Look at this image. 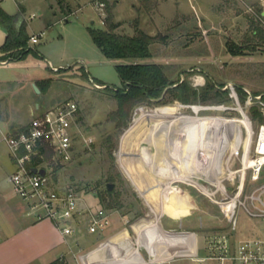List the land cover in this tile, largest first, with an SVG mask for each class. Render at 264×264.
Listing matches in <instances>:
<instances>
[{
    "label": "rangeland",
    "instance_id": "1",
    "mask_svg": "<svg viewBox=\"0 0 264 264\" xmlns=\"http://www.w3.org/2000/svg\"><path fill=\"white\" fill-rule=\"evenodd\" d=\"M65 3L70 5V8L66 7L65 11L61 12L60 6L53 0H24L29 31L43 33L38 41L30 42L29 46L34 51L28 52L17 62L16 67L9 68L11 64L9 67H0V79H4L3 83H0V120L10 116L22 122L21 126H24L32 122V111L35 113L34 117L43 115L63 100H73L78 105L72 159L62 164L53 155L42 163L48 175L57 178L55 187L76 189L81 197L86 195L87 200L94 198L98 190L106 188L107 183L111 182L108 178L113 176L114 192L119 193V201L122 203L121 208L117 209L120 214L129 215L128 220L131 222L139 214L148 218L156 217L162 208L158 199H146L144 192L135 191L128 174L132 172L142 187L149 186L157 180L158 186L152 187L157 196H160L161 190L167 186V178L170 176H164L159 172L156 177L152 174L151 168L154 169L155 166L147 165L144 154L150 153L157 158L158 155H155L151 143L148 146L145 143L144 149L140 150L142 137L136 142H131L133 136L139 133L141 125L139 117L143 112L149 113L153 110L193 117L219 116L224 121L214 128L203 123L198 125L207 144L231 142L234 151L231 148L226 150L222 162L224 167H221L218 173L209 169L217 177L215 181L200 173L198 180L209 190L216 191L213 196L215 199H220L226 194L230 198L239 192L234 222L226 219L219 205L209 196L197 190L193 184H189L196 179L191 178L194 167H187L184 161L176 156L170 170L171 172L176 170L177 173L180 170L181 173L172 176L174 180L171 185L191 190L196 205L191 209L190 215L181 220L173 221L164 217L163 225L192 230L196 249L175 252L172 255L173 259L163 264H214L212 261L194 258L204 255L205 252L198 250L197 246L201 239L204 240L211 235L225 233L230 242L256 236L264 237V166L257 180L249 178L247 169L243 185H241L243 175L238 171L246 159L248 163L253 162L251 158L254 156V140L259 126L264 123V114L261 112V117H254L250 109L258 102L264 104L263 101L248 94L243 102L239 97L237 102L229 95L230 99L223 102L209 99L199 100L194 104H184L177 100L140 104L134 108L127 126L117 130L114 122L107 120L108 112L116 107V100L113 93L105 89V85L113 88L122 86L116 70L117 64L161 62L176 63L180 79H185L194 86H202L208 81L224 84L231 81L237 85L243 84L250 93L254 89L264 92V85L261 83L264 77L259 78L260 80L256 76L244 79L237 76L236 72L237 69L251 73L264 72V49L234 55L227 48L229 43L240 44L243 41L246 31L252 26L251 21H259L264 25L262 11L260 14L262 18L258 14L260 1L150 0L147 5L153 4L155 7L146 11L141 0H109V3L116 7L113 9L114 19L121 22L117 29L119 32L133 33V20L139 18L140 27L148 33L169 34V43L160 48L161 55L122 58H108L103 55L89 33V27L104 28L102 18L105 16V7L102 14L96 6V0H66ZM30 14L36 16L31 18ZM204 45L207 46L209 55H182L189 47L196 50ZM231 72L237 75L229 74L232 76L230 77L228 73ZM45 78H50V85L42 91L40 87L46 84H41L39 80ZM29 79H33L32 82L29 83ZM95 82L105 84L99 85ZM34 84L39 88V92L36 91ZM37 103L40 104L39 109L35 107ZM165 105H175V109L164 110L161 107ZM83 134L92 137L93 142L85 144ZM108 135H111L115 142L111 152L103 146ZM6 149L8 148L5 141H0V152L3 153ZM207 149L204 145L201 151L205 152ZM7 162L1 180L9 187L5 178L13 171V166ZM199 162L198 167L201 165ZM213 165L215 167V164ZM206 169L204 166L202 171ZM171 198L173 199L172 196ZM146 200L148 205H145ZM102 208L106 211L112 210L103 206ZM145 217L135 223L140 222L136 226L138 231H142L144 226L154 220H145L147 219ZM126 223L128 224L127 221ZM130 233L144 250L139 237L133 231ZM173 236H168L169 243L164 248L166 252L179 245V241L173 240ZM143 240L153 251V243L149 238L144 236ZM182 240L186 242V238L183 237Z\"/></svg>",
    "mask_w": 264,
    "mask_h": 264
},
{
    "label": "crops",
    "instance_id": "2",
    "mask_svg": "<svg viewBox=\"0 0 264 264\" xmlns=\"http://www.w3.org/2000/svg\"><path fill=\"white\" fill-rule=\"evenodd\" d=\"M53 1L60 6L61 12H64L66 7L70 8V5L65 3L66 0ZM0 6L9 14L16 15V25H19V23L24 20L29 35L36 33L35 31L31 33L28 29L29 21L25 18L26 9L24 6V0H0ZM35 16L36 15L34 14H30L31 18ZM5 36V30L0 26V47L5 40ZM30 42L31 41L29 40L28 46ZM3 54L4 53L0 49L1 68L9 67V64H11L9 68L13 69L14 66L16 67L17 62L24 58L13 59L11 57H2ZM32 80L33 79H29L28 82L30 83ZM3 81L4 79H0V83H3ZM35 107L39 109L40 104L37 103ZM33 112L34 111L31 113L33 116L32 119L35 115ZM31 120H29V122H31ZM0 121V141L3 140L4 134H15L23 131V129H21L23 126H21L22 122H18L10 116H6ZM0 156V264H163L165 261L173 259L172 255L174 254L173 252H170V250L167 252L163 251L169 243L168 231H175L177 235L176 239L179 242L188 244L193 250L196 249L194 232L192 230L182 228L177 229L175 227H166L163 225L164 217H168L175 221L177 219L181 220L183 217L190 215L191 209L196 205L191 190H184L177 185H172L171 189H167L166 186L161 190L160 196H157L155 190L152 188L155 185L158 186L157 180L154 179V183L142 187L131 172V174L128 175L135 191L144 192L146 199H158L159 206L161 205L163 207L164 204H167V207H171L172 210L173 207H177V212L174 213L172 210L164 209L162 212H159L156 217L149 218L139 214L138 217L131 222L128 220L129 215H122L119 210L112 209L107 210L110 216V224L104 230L90 233L87 231L86 225L83 224L81 232L76 231L73 234H64L53 220L49 218L38 219L33 215L27 214L28 207L26 202L14 192L12 184L8 181V177L15 170V164L10 157L8 149L1 153ZM193 156V159L196 162L198 156L195 154ZM7 161L13 166V171L6 175L5 178V181L10 185L9 187H7L1 180L3 170L8 165ZM202 168H204V166ZM202 168L197 165L194 166V171L192 172L193 177L191 178L196 179L189 184L203 186L198 180L199 173H202L200 172L202 171ZM151 169L153 170L152 174L156 177L158 172L153 168ZM141 170L149 174L146 170ZM207 170L208 168L206 171ZM178 173L176 174L177 176L180 175L181 171L179 170ZM197 173L198 175L195 176ZM205 176L210 178V180L215 181L213 174L210 173ZM172 180H174V178ZM174 187H176V189ZM203 190L209 191L205 186H203ZM85 197L86 195L80 200L81 208L90 207L92 210H95L102 207L97 196L94 195V198H89L87 199L88 201ZM145 205H148L147 200ZM143 217L147 218L145 220L156 219L158 225L164 231L163 235H152L154 247L153 252L146 246L143 240L144 236H148V232L151 231L148 229L149 226L147 225L148 227L146 226V229L144 228V232L136 229V226L140 222L138 224L135 223ZM130 231H133L139 237L144 250L136 243ZM186 233L191 234V241L187 243L181 239L182 234ZM205 239L199 241L197 248L206 253ZM142 250L145 252V256ZM204 255L199 257L201 258Z\"/></svg>",
    "mask_w": 264,
    "mask_h": 264
},
{
    "label": "built area",
    "instance_id": "3",
    "mask_svg": "<svg viewBox=\"0 0 264 264\" xmlns=\"http://www.w3.org/2000/svg\"><path fill=\"white\" fill-rule=\"evenodd\" d=\"M259 1L262 11H264V0ZM96 6L103 14L104 2L96 0ZM42 33L31 34L29 40L31 42L38 41ZM222 88L228 89L230 96L239 102L235 83L228 81ZM244 89L250 97L257 100H260L263 95V93L253 95L247 88L244 87ZM254 105H257V108L264 114V104L258 102ZM77 111L78 105L75 101L63 100L45 114L35 116L29 124L28 130L3 135L10 157L15 164V170L8 177V181L12 184L14 192L26 202L27 214L38 219L49 218L53 220L64 234L81 232L83 224L86 225V229L90 233L102 231L110 224V216L104 208L99 207L95 210L90 207L81 208L80 200L82 197L79 191L71 187L57 188L55 187L57 178L48 175L47 170L44 175L32 170L35 167L31 163L33 157H44L40 150L46 143L53 150V155L58 162L64 164L72 159L77 130ZM82 139L87 145L93 142L92 137L84 134ZM253 154L254 156L251 158L253 162L251 164L243 163V167L238 170L243 175L241 185H243L242 182L247 169H249L251 180L259 179L263 170L264 123L259 126L256 134ZM42 163L36 165V167L41 168ZM194 186L219 205L220 211L229 222H234L236 208L239 203L237 202L239 192L230 198L226 194L221 196L220 199H215L213 196L216 191H211L208 187L209 191H204L201 185L194 184ZM168 236H173V240H175L176 232L168 231ZM185 250L193 249L188 244L179 242V245L171 249L170 252L175 253ZM205 250L206 254L203 257L194 258L202 261H212L214 264H264V237L262 236L230 242L227 234H215L205 239Z\"/></svg>",
    "mask_w": 264,
    "mask_h": 264
},
{
    "label": "trees",
    "instance_id": "4",
    "mask_svg": "<svg viewBox=\"0 0 264 264\" xmlns=\"http://www.w3.org/2000/svg\"><path fill=\"white\" fill-rule=\"evenodd\" d=\"M99 1L105 4V16L102 19L104 28L89 27V33L103 55L108 58H122L147 57L162 54L160 48L169 43V34L162 32H158L157 34L148 33L140 27L139 18L133 20V33H121L117 30L121 22L114 19V6L109 3V0ZM141 1L146 11H150L155 7L153 4L147 5V2L150 0ZM261 11L262 8L260 6L258 9L259 15ZM259 17L262 18L261 15ZM15 19L16 15L9 14L0 6V26L6 33L5 40L0 47L4 53L2 57L19 59L25 57L28 52L34 51V49L28 46L30 35L27 33L25 21L22 20L19 25H16ZM251 23L252 26L246 31L244 39L240 44H228L227 48L229 52L234 55H244L257 49H264V25L259 21H251ZM182 55H209V50L205 45L200 46L196 50L189 47ZM116 70L122 81V86L113 88L105 85V89L111 91L116 100V107L108 112L107 120L114 122L117 130L127 126L134 108L140 104L167 103L175 100L184 104H194L199 100L207 101L212 99L223 102L230 99L229 90L222 88L224 82L208 81L202 86H194L185 79L181 80L179 76L180 71H178L176 63L117 64ZM236 72L238 75L234 74V72L228 73V75L233 74L244 79H251L252 76H256L258 79L264 77V72L251 73L242 69H237ZM49 79L39 80L41 84H46L44 87H40L42 91L46 87H49ZM253 79L255 80V78ZM95 83L99 85L105 84L103 82ZM126 83L128 85H125ZM261 83L264 85V81ZM166 87L168 88L164 92ZM236 91L240 101L243 102L247 99L248 92L244 89L243 84H236ZM262 93L263 95L260 100L264 103V92L254 89L251 94L258 95ZM161 96V100H154ZM161 108L173 111L175 105H165ZM250 110L254 117L262 116L261 110L257 108V105H252ZM28 128L29 124L21 127L23 130H28ZM103 146L110 152L115 147V142L112 140L111 135L105 137ZM40 153L44 157H33L31 162L33 166L39 165L53 156V150L47 143L41 147ZM52 176L54 177V175ZM108 181L113 182V176H110ZM95 195L103 207L119 209L122 206V203L119 201V193L117 192L109 194L107 189L104 188L98 190Z\"/></svg>",
    "mask_w": 264,
    "mask_h": 264
},
{
    "label": "bare ground",
    "instance_id": "5",
    "mask_svg": "<svg viewBox=\"0 0 264 264\" xmlns=\"http://www.w3.org/2000/svg\"><path fill=\"white\" fill-rule=\"evenodd\" d=\"M139 121L141 123L139 133L133 136L131 142H136L140 139V137H142V141L139 144L140 150L144 149L143 146L145 143L147 144V146L148 144L150 145V143L152 144L155 155H158L156 156L157 157L156 159H158L159 161L156 160L150 153H146V152H144L145 159L147 165L149 164L155 166L154 169L157 172H159L160 174L163 173L164 176L165 175L170 176L167 178V182H166L167 189L172 188L171 185V180L173 179L172 176L174 175L176 176L177 173L176 170L174 172H171L170 170V167L172 165L171 163L175 162L174 158L176 156H179L182 159V161H184L187 167L189 166L194 167L197 165L196 162L200 161L199 164H201L200 165L201 168L203 166H207L208 168L207 171H200L202 172L201 174L206 175L211 173L209 169L211 170L213 169L214 172L218 173L220 168L224 167L222 164L224 153L228 148L233 149V144L231 142H222V143L216 142L211 145L207 144L206 138L204 137L201 128L198 125V123H203V124H207L210 128H214L215 125L224 121V119L219 116L193 117V116H188L186 114H177V113L173 114L169 112L153 110L149 113L143 112L139 117ZM204 145H206L208 148L207 151L205 152L201 151ZM147 150H149V148ZM194 154L198 156L196 162L193 159ZM209 156L210 158H208ZM213 164H215V167H213L214 166ZM244 164H251V163H248L246 161ZM231 173L233 174V171H231ZM213 176L214 178L217 179V177L214 174ZM164 209L172 210L171 207L169 208L167 207V204H164L160 212H162V210ZM177 209H178L177 207H173L172 211L176 213ZM147 225L149 226L148 228L149 231L150 230L151 231L148 232L149 234L148 236L146 235V238H149L151 242H152V235L153 236L157 234L163 235L164 232L158 225L156 219L150 221ZM146 226L142 228V231L146 229ZM183 237L186 238V243L191 241L190 233L182 234V238Z\"/></svg>",
    "mask_w": 264,
    "mask_h": 264
},
{
    "label": "water",
    "instance_id": "6",
    "mask_svg": "<svg viewBox=\"0 0 264 264\" xmlns=\"http://www.w3.org/2000/svg\"><path fill=\"white\" fill-rule=\"evenodd\" d=\"M262 15H264V11H262ZM125 85H128V83H126ZM34 87H35V89H36V91L37 92H39L40 90H39V88L34 84ZM168 87H170V86H168ZM168 87H166L165 88V90H164V92L166 91V89L168 88ZM161 98H162V96L161 97H159V98H156V99H154L155 101H159V100H161ZM32 170H33V172H39L40 174H42V175H44L45 173H46V169L45 168H43V167H41V168H38V167H33L32 168ZM114 188H115V184L113 183V182H109V183H107V185H106V189H107V192L109 193V194H112L113 192H114Z\"/></svg>",
    "mask_w": 264,
    "mask_h": 264
}]
</instances>
